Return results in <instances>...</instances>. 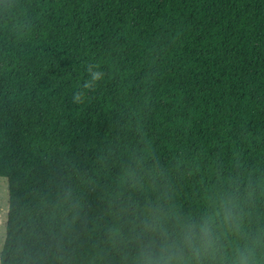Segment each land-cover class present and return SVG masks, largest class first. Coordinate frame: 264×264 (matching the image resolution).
I'll return each instance as SVG.
<instances>
[{
	"label": "trees",
	"instance_id": "16d2710c",
	"mask_svg": "<svg viewBox=\"0 0 264 264\" xmlns=\"http://www.w3.org/2000/svg\"><path fill=\"white\" fill-rule=\"evenodd\" d=\"M0 178V264H143L227 209L190 264H264V0H0Z\"/></svg>",
	"mask_w": 264,
	"mask_h": 264
},
{
	"label": "clouds",
	"instance_id": "9594fccd",
	"mask_svg": "<svg viewBox=\"0 0 264 264\" xmlns=\"http://www.w3.org/2000/svg\"><path fill=\"white\" fill-rule=\"evenodd\" d=\"M90 80L85 81L83 87L91 89L103 77L100 71L89 69ZM83 93L76 92L73 100L79 103ZM219 219V224L217 220ZM242 227V218L233 210L207 214L199 223L190 224L187 231L182 234L179 241L171 244L165 242L158 251L144 256L143 264H190L191 260L202 261L207 258L215 260L216 255L222 251V235L239 233ZM188 254V259L185 258ZM256 253L253 246L244 244L234 249L231 264H255Z\"/></svg>",
	"mask_w": 264,
	"mask_h": 264
},
{
	"label": "rangeland",
	"instance_id": "374dc122",
	"mask_svg": "<svg viewBox=\"0 0 264 264\" xmlns=\"http://www.w3.org/2000/svg\"><path fill=\"white\" fill-rule=\"evenodd\" d=\"M8 211V185L4 178H0V251L5 239V225Z\"/></svg>",
	"mask_w": 264,
	"mask_h": 264
}]
</instances>
